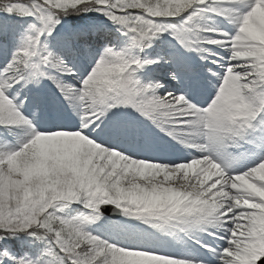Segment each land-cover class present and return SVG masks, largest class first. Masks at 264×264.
Returning <instances> with one entry per match:
<instances>
[{
	"label": "snow or ice",
	"instance_id": "snow-or-ice-1",
	"mask_svg": "<svg viewBox=\"0 0 264 264\" xmlns=\"http://www.w3.org/2000/svg\"><path fill=\"white\" fill-rule=\"evenodd\" d=\"M0 264H264V0H0Z\"/></svg>",
	"mask_w": 264,
	"mask_h": 264
}]
</instances>
